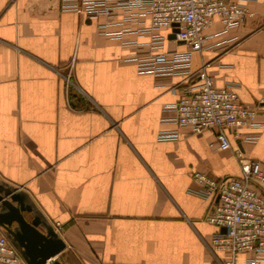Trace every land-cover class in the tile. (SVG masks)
<instances>
[{
    "label": "crops",
    "instance_id": "obj_1",
    "mask_svg": "<svg viewBox=\"0 0 264 264\" xmlns=\"http://www.w3.org/2000/svg\"><path fill=\"white\" fill-rule=\"evenodd\" d=\"M62 1L0 0V180L52 225L61 264H223L210 247L223 229L205 220L213 201L192 191V173L239 175L236 147L264 165V128H226L225 150L209 128L161 137L176 128L171 85L184 74L158 82L139 72L123 60L136 48L97 27L104 16ZM246 4L250 13L226 31L214 18L205 33L217 45L192 51L190 69L205 64L216 85L236 82L264 120V0ZM184 47L167 37L158 49ZM250 256L239 252L234 264Z\"/></svg>",
    "mask_w": 264,
    "mask_h": 264
},
{
    "label": "built area",
    "instance_id": "obj_2",
    "mask_svg": "<svg viewBox=\"0 0 264 264\" xmlns=\"http://www.w3.org/2000/svg\"><path fill=\"white\" fill-rule=\"evenodd\" d=\"M246 1L63 0L61 7L88 18L104 16L105 20L97 23V27L109 37L121 38L122 44L136 48L123 60L134 61L139 72L152 73L158 82L184 74L181 82L171 85L179 91L177 101L171 105L176 128L160 133L161 137H177L181 127L190 132L209 128L215 131L217 149L225 150L232 147L226 128H264V120L256 118L255 106L241 101L236 82L227 81L218 86L205 64L192 71L190 61L192 51L217 45L209 44V35L205 33L214 18L220 21L223 31L240 24L250 13ZM113 16L117 20H110ZM113 24L118 27L109 29ZM128 32L148 39H124ZM171 32L172 39L185 47L159 50ZM145 43L148 49H141ZM234 152L240 160L239 175L216 178L195 170L192 178L199 187L192 191L213 201L205 220L225 228L210 241L211 249L225 254L223 264H234L236 254L243 251L251 253L249 264H261L264 261V165L257 158L246 159L238 147ZM0 264H27L1 227Z\"/></svg>",
    "mask_w": 264,
    "mask_h": 264
},
{
    "label": "water",
    "instance_id": "obj_3",
    "mask_svg": "<svg viewBox=\"0 0 264 264\" xmlns=\"http://www.w3.org/2000/svg\"><path fill=\"white\" fill-rule=\"evenodd\" d=\"M168 36L173 38L174 33ZM25 210L32 212L31 219H26L23 214ZM0 227L27 264H61L56 254L64 243L52 225L37 214L23 191L1 180ZM222 229L225 230L224 227Z\"/></svg>",
    "mask_w": 264,
    "mask_h": 264
}]
</instances>
